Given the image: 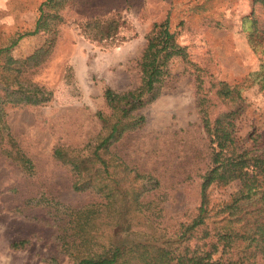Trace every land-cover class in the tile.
<instances>
[{
  "label": "rangeland",
  "instance_id": "obj_1",
  "mask_svg": "<svg viewBox=\"0 0 264 264\" xmlns=\"http://www.w3.org/2000/svg\"><path fill=\"white\" fill-rule=\"evenodd\" d=\"M44 1L0 0V48L33 30ZM252 13L264 30V6L255 0H73L66 6L52 52L28 75L30 82L52 92L51 101L6 108L8 130L31 160L33 173L25 174L0 153V264H69L59 252L47 208L27 203L38 199L79 208L97 201L92 193L73 191L70 171L52 152L56 145L81 147L98 135L96 114L106 110V89L120 94L140 85L138 60L154 23L168 17L190 60L216 80L241 84L264 61V39L253 49L242 30V19ZM112 15L124 21L118 34L101 44L90 41L84 23ZM47 37L43 32L26 36L10 54L24 59ZM194 98L193 76L180 58L173 59L159 96L141 111L144 126L113 147L127 165L159 181L157 194L165 197L162 223L171 229L197 213L199 175L207 166ZM241 98L235 120L240 146L251 144L253 130L264 140V87H245ZM238 188L237 182L211 188V203L223 204ZM22 240H27L24 247H12Z\"/></svg>",
  "mask_w": 264,
  "mask_h": 264
},
{
  "label": "trees",
  "instance_id": "obj_2",
  "mask_svg": "<svg viewBox=\"0 0 264 264\" xmlns=\"http://www.w3.org/2000/svg\"><path fill=\"white\" fill-rule=\"evenodd\" d=\"M73 0H45L31 31L0 48V153L25 174L33 173L31 160L9 132L6 108L38 106L51 101L52 92L29 81L54 48L62 10ZM264 6V0H255ZM124 21L118 15L91 17L83 26L96 43L118 34ZM250 44L264 39V30L252 13L242 19ZM43 32L45 43L24 59L10 50L19 40ZM140 59V85L131 91H104L106 110L96 114L98 135L81 147L56 145L52 156L72 176L75 192L98 197L79 208L58 202L30 200L27 206L47 208L55 228L59 252L69 264H264V140L253 130L251 144L241 146L235 120L241 93L253 84L264 87V61L241 84L216 80L190 60L180 45L170 20L154 23L145 37ZM180 58L195 81V110L207 145V166L199 175L200 204L188 222L171 229L162 223L165 197L157 194L159 181L130 167L113 147L145 124L142 109L160 94L169 76V64ZM223 109V110H222ZM234 182L239 188L220 205L209 191ZM27 240L12 244L22 248Z\"/></svg>",
  "mask_w": 264,
  "mask_h": 264
}]
</instances>
